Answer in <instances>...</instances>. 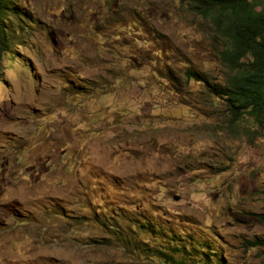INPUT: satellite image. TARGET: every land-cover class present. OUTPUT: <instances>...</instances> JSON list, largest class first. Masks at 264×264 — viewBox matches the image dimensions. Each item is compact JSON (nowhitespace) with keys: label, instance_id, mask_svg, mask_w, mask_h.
<instances>
[{"label":"rangeland","instance_id":"374dc122","mask_svg":"<svg viewBox=\"0 0 264 264\" xmlns=\"http://www.w3.org/2000/svg\"><path fill=\"white\" fill-rule=\"evenodd\" d=\"M16 4L21 32L0 55V264H163L119 214L264 264V134L228 132L183 74L226 76L203 21L172 0Z\"/></svg>","mask_w":264,"mask_h":264},{"label":"trees","instance_id":"16d2710c","mask_svg":"<svg viewBox=\"0 0 264 264\" xmlns=\"http://www.w3.org/2000/svg\"><path fill=\"white\" fill-rule=\"evenodd\" d=\"M172 1L185 5L188 15L203 21L213 41L218 40L216 57L226 70L221 83L209 81L189 68L183 71L185 79L204 83L211 99L221 103L228 132L238 133V129L245 128L242 134L249 143L263 136L264 0ZM22 16L16 0H0V55L10 53L12 29L21 32ZM121 217L129 219L124 230L132 235L131 239H139L146 247L151 243V256L163 264H229L214 237L174 234L164 223L148 216L119 214ZM101 227L110 229L105 223Z\"/></svg>","mask_w":264,"mask_h":264},{"label":"clouds","instance_id":"9594fccd","mask_svg":"<svg viewBox=\"0 0 264 264\" xmlns=\"http://www.w3.org/2000/svg\"><path fill=\"white\" fill-rule=\"evenodd\" d=\"M8 54V53H7Z\"/></svg>","mask_w":264,"mask_h":264}]
</instances>
